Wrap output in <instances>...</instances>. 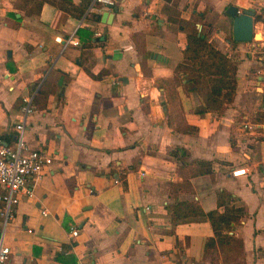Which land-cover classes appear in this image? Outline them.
I'll list each match as a JSON object with an SVG mask.
<instances>
[{
  "label": "crops",
  "instance_id": "crops-1",
  "mask_svg": "<svg viewBox=\"0 0 264 264\" xmlns=\"http://www.w3.org/2000/svg\"><path fill=\"white\" fill-rule=\"evenodd\" d=\"M113 1L78 18L47 2L25 15L17 0H0V144L12 145L23 118L26 147L51 155L29 181L31 195L12 207L3 264H221L202 259L206 220L168 212L182 201L221 211L218 192L243 208L227 233L241 240L244 264H264V121L255 120L264 114V39L232 43L224 12L235 5L255 16L261 0ZM180 20L198 24L236 65L232 100L218 112L205 110L186 78L176 83L170 116L190 132L167 123L169 103L155 85L182 59ZM68 37L78 45L62 46ZM195 160L211 170L184 183Z\"/></svg>",
  "mask_w": 264,
  "mask_h": 264
},
{
  "label": "trees",
  "instance_id": "trees-1",
  "mask_svg": "<svg viewBox=\"0 0 264 264\" xmlns=\"http://www.w3.org/2000/svg\"><path fill=\"white\" fill-rule=\"evenodd\" d=\"M43 2L78 18L87 15L85 11L90 3L89 0H80L76 5L72 4L70 0H17L15 7L24 8L25 15H30L38 12ZM26 5H29V8H26ZM94 18L98 19V15ZM255 21H258L257 15L253 17V22ZM194 25L195 22L192 20L179 21V27L185 30L186 34V46L182 59L175 66V76L171 80H161L155 83L156 86L163 88L169 103L167 123L172 125L175 121L177 130L187 132L191 131V127L187 125L179 127L181 121L176 116H170V112L174 111L171 102H174L176 98L175 86L182 77L190 83V87H187L188 90L201 97L205 110L220 111L223 103L231 102L235 89L236 65L234 61L208 41L206 35L198 32ZM254 30L260 31L258 26ZM81 32L87 34L86 30L77 31L78 34ZM104 40L105 36H102L98 42ZM255 120L257 122L264 121V114H257ZM170 154L175 155L176 149L171 150ZM210 170L209 162L195 160L183 175L184 183L188 177L209 173ZM216 206L217 208L222 207V210L214 209L203 212L196 202L182 201L169 205L168 212L180 221L206 220L209 223L212 237L204 242L203 260L211 261L212 258L217 257L216 253H219L221 264H244L241 240L227 233L234 224L239 222L244 213L243 208L233 206L230 196L223 192L216 194ZM212 251L213 254H211ZM208 256H210L209 259Z\"/></svg>",
  "mask_w": 264,
  "mask_h": 264
},
{
  "label": "built area",
  "instance_id": "built-area-1",
  "mask_svg": "<svg viewBox=\"0 0 264 264\" xmlns=\"http://www.w3.org/2000/svg\"><path fill=\"white\" fill-rule=\"evenodd\" d=\"M162 1V0H156ZM94 4H100L107 9L114 5L113 0H91L88 9ZM257 15L261 21H264V0H261L258 7ZM260 21V22H261ZM99 36V33H94ZM59 42L58 38H55ZM255 41V40H252ZM63 45H78L77 41L66 38L62 41ZM29 111V100L24 99L21 106L23 116ZM15 138L12 145L0 144V264H3L9 257L10 250L3 245V234L6 222L12 216V207L18 202L19 194L25 196L31 195V185L29 181H34L42 173L43 169L51 163V155L43 149H29L26 147L23 132V118L15 126ZM233 176L245 174V168H238L231 171ZM45 215V211H41ZM70 235L75 237L77 231L71 229Z\"/></svg>",
  "mask_w": 264,
  "mask_h": 264
},
{
  "label": "water",
  "instance_id": "water-1",
  "mask_svg": "<svg viewBox=\"0 0 264 264\" xmlns=\"http://www.w3.org/2000/svg\"><path fill=\"white\" fill-rule=\"evenodd\" d=\"M115 11V10H114ZM225 14L231 18V40L234 42H250L254 40L255 32L253 30V16L254 10L252 8H246L238 10L235 5H227ZM107 12L101 15V21L104 22L107 16ZM196 28L199 29V25L196 24ZM262 105L264 106V96Z\"/></svg>",
  "mask_w": 264,
  "mask_h": 264
},
{
  "label": "rangeland",
  "instance_id": "rangeland-1",
  "mask_svg": "<svg viewBox=\"0 0 264 264\" xmlns=\"http://www.w3.org/2000/svg\"><path fill=\"white\" fill-rule=\"evenodd\" d=\"M257 17H258V21H255V22H254V28H253V30L255 29L256 26H258V27H259V30H261V34H262V36H261L260 39H254V40H255V41H260V40H263V39H264V29H263V26L260 27V25H258L259 23L257 24V22H260V21H261V19H260V17H259L258 15H257ZM261 22H262V21H261ZM263 22H264V21H263ZM263 22H262V24H263ZM194 26H195V25H194ZM195 28H196V27H195ZM213 253H214V252L212 251L211 254H213ZM211 254H210V255H211ZM208 255H209V254H208ZM216 255H217L216 258L220 259V256H219L220 254H219V253H216ZM209 257H210V256H208V259H209Z\"/></svg>",
  "mask_w": 264,
  "mask_h": 264
},
{
  "label": "bare ground",
  "instance_id": "bare-ground-1",
  "mask_svg": "<svg viewBox=\"0 0 264 264\" xmlns=\"http://www.w3.org/2000/svg\"><path fill=\"white\" fill-rule=\"evenodd\" d=\"M254 38H255V36H254Z\"/></svg>",
  "mask_w": 264,
  "mask_h": 264
}]
</instances>
